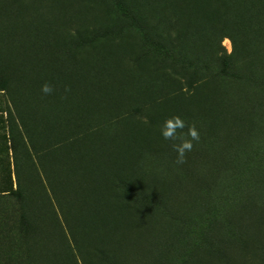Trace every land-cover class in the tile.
<instances>
[{
	"label": "rangeland",
	"instance_id": "obj_1",
	"mask_svg": "<svg viewBox=\"0 0 264 264\" xmlns=\"http://www.w3.org/2000/svg\"><path fill=\"white\" fill-rule=\"evenodd\" d=\"M159 1L0 5V75L24 79L41 93L24 97L27 113H37L32 128L39 142L54 144L57 136L44 110L50 96L41 91L50 78L57 94L51 98L66 100L65 109L71 89L94 88L102 74H113L114 110L127 100V109L142 112L123 117L104 146L91 138L85 156L97 162L90 168L61 172L76 230L69 245L56 241L51 264H264V0H172L169 9ZM126 11L136 12L137 21L151 15L152 46L200 57L209 68L199 66L190 84L195 71L184 72L153 51ZM97 30L110 37L76 45L78 35ZM198 30L206 35L193 39ZM221 56L230 58L232 75L221 74ZM0 102L3 110L10 105L6 98ZM172 115L200 133L179 165L160 134ZM6 117L0 114V191L13 169L12 152H4L10 147Z\"/></svg>",
	"mask_w": 264,
	"mask_h": 264
},
{
	"label": "trees",
	"instance_id": "obj_2",
	"mask_svg": "<svg viewBox=\"0 0 264 264\" xmlns=\"http://www.w3.org/2000/svg\"><path fill=\"white\" fill-rule=\"evenodd\" d=\"M147 1L151 3L153 0ZM171 1L159 2L169 9ZM3 2L4 0H0V5ZM118 5L120 10L125 7L122 2H118ZM5 12L8 13V10ZM176 12L177 8H173L172 15L178 22ZM136 15V12L128 11L124 14L131 25L143 33L145 42L154 45V39L149 36L154 31L151 28L155 29L150 24L151 15L144 21H137ZM123 30L122 28L114 35L121 36ZM203 33V30H198L193 39L204 37L206 33ZM109 37L110 34L104 30H97L91 34L78 35L75 43L78 47L86 48ZM221 42L220 40L218 46L224 52ZM151 48L160 56L175 60V66L182 71H195L189 78L190 84L194 82L196 73L202 71L197 72L199 66L205 70L209 68V63H203L200 57L170 54L161 44ZM221 57V74L232 75L230 58ZM115 78L113 74H102V79L94 88L88 89L81 84L79 88L71 89L65 109L63 103L66 100L52 99L57 94H50L51 106L54 105L44 110L47 115L52 116L48 119L52 124L51 135L55 133L57 136L54 144H45L43 140L39 142L36 138L32 125L37 113H27L28 98H24L25 95L38 98L37 95L41 93L32 91L24 79L20 81L0 75V100L6 98L10 101V105L4 106L5 110L0 102V114L7 116L8 136L4 141L7 145L10 144L4 152L6 155L7 152H12L13 167V171L9 170L8 186L0 191V264H51L53 252H56V241L60 239L62 245H69L68 237H73L76 229L69 223V209L73 204L71 205V198L68 199L66 192L60 187L61 172L77 174L78 171L90 168L91 164L97 162L94 156H85L86 148L92 143L91 138H97L99 142L96 144L104 146L103 144L108 143L106 136L117 130L116 125L123 117H137L142 113L140 108L127 109V100H122L123 109L114 110L108 88ZM49 82L54 86L56 81L50 78ZM20 89L23 91L22 98L18 96ZM66 117L69 118L68 121ZM23 134L27 136H22Z\"/></svg>",
	"mask_w": 264,
	"mask_h": 264
},
{
	"label": "clouds",
	"instance_id": "obj_3",
	"mask_svg": "<svg viewBox=\"0 0 264 264\" xmlns=\"http://www.w3.org/2000/svg\"><path fill=\"white\" fill-rule=\"evenodd\" d=\"M41 91L45 95L54 92L51 84L45 82L41 86ZM68 91V89H66ZM160 134L164 140L171 142L172 150L176 153V163H186L187 153L195 147V143L200 141V133L195 124H188L181 116L172 115L165 118L161 127Z\"/></svg>",
	"mask_w": 264,
	"mask_h": 264
}]
</instances>
